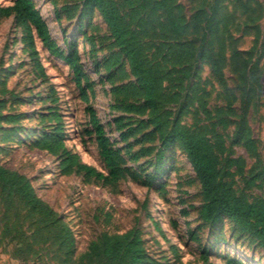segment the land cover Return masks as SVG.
Masks as SVG:
<instances>
[{
	"label": "trees",
	"instance_id": "obj_1",
	"mask_svg": "<svg viewBox=\"0 0 264 264\" xmlns=\"http://www.w3.org/2000/svg\"><path fill=\"white\" fill-rule=\"evenodd\" d=\"M78 1L84 10L98 13L106 25L113 50L104 60L105 70L126 67L133 79L128 85L111 89L115 97L112 107L137 117L136 122L130 121L132 117L113 119L122 143L117 146L90 103L94 83L80 63L78 43L71 42L62 49L51 38L34 1L13 0L11 6H0V17H13L21 27L25 50L42 77L46 75L38 60L36 38L50 55L68 65L79 97L86 104L90 129L85 131L94 137L108 172L81 163L78 155L67 149L62 116L53 107L39 116L42 122L53 124L49 131L40 133L35 147L57 156L64 175H82L109 185L130 178L149 188L161 176L166 152L179 150L199 183L198 215L202 223L214 225L226 218L264 249V156L249 123L251 108L258 105L263 92L260 59L264 44L253 64L246 59L245 51L230 46L236 22L227 11L231 0H201L190 15L179 0ZM237 2L246 26V13L253 10L252 4L259 3ZM204 67L210 76L208 81L218 89L221 104L211 105L208 100L211 92L202 81ZM227 68L237 77L233 87L226 79ZM9 74L7 70L0 92L14 96L6 89ZM6 101L0 99V144L19 130L13 123L24 115L5 114ZM191 109L207 122L206 130L181 122ZM234 146L244 148L254 159L249 168L244 158L232 155ZM145 158H150L151 172L142 165L135 171L128 167V163ZM237 178L244 183L242 190L235 186ZM252 188L262 190L263 195L247 194ZM190 237L198 240L192 232ZM2 244L11 247L15 255L30 258H41L45 252L56 264H168L148 254L138 228L121 234L102 233L78 255L74 232L65 219L38 196L28 177L0 164ZM203 253L207 260V252Z\"/></svg>",
	"mask_w": 264,
	"mask_h": 264
},
{
	"label": "rangeland",
	"instance_id": "obj_2",
	"mask_svg": "<svg viewBox=\"0 0 264 264\" xmlns=\"http://www.w3.org/2000/svg\"><path fill=\"white\" fill-rule=\"evenodd\" d=\"M33 1L51 38L59 47L65 49L71 42L78 43L80 63L94 83L95 92L90 103L109 138L117 146H122L113 119L132 117L130 121L135 123L137 117L113 109L115 97L111 89L128 85L133 79L126 67L121 70L113 68L111 72L105 70L104 60L113 50L106 25L98 13L84 10L78 0ZM237 1L231 0L227 9L236 17L230 46L245 51L246 59L253 64L264 44V0H256L261 8L252 4L253 10L246 13V26ZM179 2L188 15L201 4V0ZM12 4L13 0H0L1 7ZM22 36L23 31L13 17H0V90L5 73L10 70L6 89L14 94L0 92V99L4 97L7 100L5 114H24L17 123H13L15 127L19 126V130L10 140L0 144V164L28 177L38 196L65 219L74 232L78 255L102 233L121 234L138 228L148 254L163 263L231 264L237 261L241 264H264V249L251 237L239 232L231 221L222 218L214 225L202 223L198 215L201 205L199 183L179 150L166 152L161 176L150 188L130 178L109 185L82 175L62 174L60 159L35 147L40 133L49 131L53 124V121L42 122L39 117L47 114L50 107L62 116L67 149L77 154L81 163L104 174L108 171L99 156L94 137L85 131L90 129L85 114L86 104L79 97L68 65L50 55L36 38L38 60L46 75L42 77L25 50ZM96 63L100 65L96 66ZM260 66L263 92L258 105L251 108L249 123L264 156V55ZM225 75L233 87L236 74L227 68ZM209 79L208 70L204 67L202 81L211 92L208 100L211 105L221 104L218 89ZM129 100H133L132 96ZM181 122L196 129L206 130L208 126L193 109L182 117ZM231 153L234 157L244 158L248 168L254 163V159L240 146H234ZM149 160L130 162L128 167L135 171L138 165H142L148 173L153 170ZM236 180V188L242 190L243 181L240 178ZM246 193L254 197L263 195L258 188L249 189ZM190 232L198 240L192 239ZM204 251L208 254L207 260ZM0 264L56 262L45 252L41 258L15 255L11 247L5 248L2 244Z\"/></svg>",
	"mask_w": 264,
	"mask_h": 264
}]
</instances>
